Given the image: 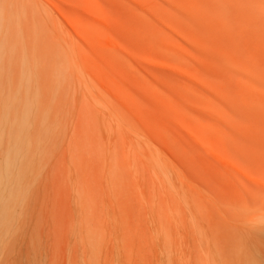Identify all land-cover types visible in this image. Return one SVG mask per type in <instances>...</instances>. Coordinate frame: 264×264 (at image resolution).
I'll list each match as a JSON object with an SVG mask.
<instances>
[{"label":"rangeland","instance_id":"obj_1","mask_svg":"<svg viewBox=\"0 0 264 264\" xmlns=\"http://www.w3.org/2000/svg\"><path fill=\"white\" fill-rule=\"evenodd\" d=\"M57 1L79 33L17 0L0 36V166L22 142L0 264H200L206 229L256 238L264 0Z\"/></svg>","mask_w":264,"mask_h":264},{"label":"bare ground","instance_id":"obj_2","mask_svg":"<svg viewBox=\"0 0 264 264\" xmlns=\"http://www.w3.org/2000/svg\"><path fill=\"white\" fill-rule=\"evenodd\" d=\"M16 1L17 0H0V36L6 28V22L11 18L10 13L13 11ZM34 1L47 7V10H49V12L55 17L60 27H62L66 33L73 36L77 34L78 31L76 25L67 18V15L63 12L62 7L57 0ZM57 11L67 18L68 22L65 21ZM39 12H41L40 9ZM9 31L7 30V32ZM108 43L109 46L113 45L115 47L111 40L108 41ZM3 116V119L7 120V115L4 114ZM25 123L26 122L24 121L22 124ZM21 146V140L16 138L13 142L12 149L7 152L8 154L6 153L7 155H5L4 164L0 166V230L5 228L8 224V220L10 216H12V207L17 201L14 169L16 162L22 155ZM210 150L213 151L212 149ZM15 172H17V170ZM13 173L14 180L12 181L10 178ZM258 228L259 234L256 238L247 237L234 245L228 241V237L222 231L217 229L210 234L209 229H206L203 244L201 245L202 260L200 264H264V236L262 238L264 230H262V220L260 221Z\"/></svg>","mask_w":264,"mask_h":264}]
</instances>
